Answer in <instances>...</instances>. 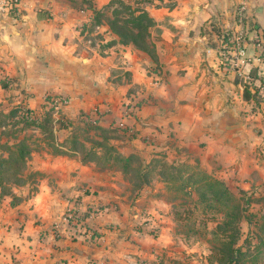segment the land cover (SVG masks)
I'll return each instance as SVG.
<instances>
[{
  "label": "crops",
  "instance_id": "1",
  "mask_svg": "<svg viewBox=\"0 0 264 264\" xmlns=\"http://www.w3.org/2000/svg\"><path fill=\"white\" fill-rule=\"evenodd\" d=\"M109 1L18 0V11L1 9L0 78L11 88L0 85V100L12 91L15 102L38 112L45 94H57L65 98L63 118L116 127L108 139L121 155L194 162L228 186L264 188L256 61L235 67L221 54V32L237 27V0L143 1L153 19L152 56L80 31ZM257 6L261 12L247 11L245 22L250 17L260 32L264 3ZM253 32L245 36L248 55ZM56 145L31 151L34 190L0 193V264H146L148 249L159 244L151 231L162 227L155 206L163 195L144 182L136 188L102 150L103 164ZM11 196L19 199L11 203Z\"/></svg>",
  "mask_w": 264,
  "mask_h": 264
},
{
  "label": "rangeland",
  "instance_id": "2",
  "mask_svg": "<svg viewBox=\"0 0 264 264\" xmlns=\"http://www.w3.org/2000/svg\"><path fill=\"white\" fill-rule=\"evenodd\" d=\"M143 1L145 0H118V2L114 1L109 4L106 8L98 9L97 20L92 19L90 23L84 26L83 31L95 43L104 44L105 46L115 45L117 50L124 49L122 45L131 44L140 52L149 55L145 50L135 47L132 43L121 42L108 23V19L114 16L113 8L122 9L123 5L128 4L131 7L145 9ZM261 2L264 3V0H237L234 3V11L242 7V13L245 16L243 21H246L247 11L252 15L261 12V10H255V7ZM127 12L128 10L124 9L115 16L121 20L127 16ZM254 23L255 21L248 17L247 28L249 32L255 31ZM151 26H149L148 35L145 37L148 46H151L149 37ZM259 33L264 37L263 30H260ZM99 39H104V41L99 42ZM116 42L119 44H116ZM8 88L10 89L11 85ZM14 95L12 91H7L4 100H0V156L7 155L4 145L13 148L18 142H23L26 145L29 155L25 157L23 163L17 164L19 170L16 174L5 171V176L11 178L4 181L3 186L5 188L19 187L26 195L36 188L35 182L38 173L37 170L31 169L29 160L31 159V151L40 146H49L50 144L57 146L56 144L60 142L62 145H69L72 149L77 150L79 155L91 148L93 152L102 150L101 156H105L107 153L113 155L109 149L99 148L98 146V142L102 140L104 142L103 146L107 147V142L110 143L108 138L111 133L96 126H91V120L85 118H81V121L74 118L68 120L63 118L59 108L53 111L41 108L38 113L37 111L30 113L38 120V123H34L31 122L33 116L27 119L24 117L21 106L18 111L14 110L13 106L17 104L25 106L21 102L16 103ZM155 159L159 161H155ZM161 159L160 157L151 158L148 162L143 158L142 161L132 160L133 165L139 166L142 164V166H145L143 171L145 175H138L134 167V169L125 172V175L129 177L135 186L137 185V188L141 187L138 185L144 182L143 179L141 180L143 176L142 178L146 180L145 185L156 188L158 190L156 194L163 195L162 201L157 202L155 206L164 213L161 221L163 229H161L162 227H153L157 231H151L153 235L158 236L159 244L154 249H148L149 252L145 254L144 260L141 258L142 261L146 260V264H149L150 260L156 264H220L218 261L219 241L215 236V232L221 235L220 230L216 228V223L222 220L224 207L208 192L203 191L204 188L198 185L199 181H193L195 179L202 180L204 174L210 177L217 176L194 162H178L179 164H176L175 167H168L160 163ZM109 160L119 165L113 158H109ZM97 161L103 164L108 160L99 157ZM138 163L139 165H137ZM11 170H13V165H11ZM161 176H164V178L162 179ZM17 178L19 180H16ZM239 186L230 185L228 187L236 196H240L241 202L245 204L247 211L256 215L264 212L263 186L261 188L249 186L240 188ZM160 189H162V192H159ZM199 192L204 193L202 198L199 196ZM155 218L149 220L152 222L156 220ZM240 229L242 233L238 242L244 236L247 224L242 221ZM252 240L254 239L252 238ZM245 246L243 244V248ZM243 264L248 263L245 261ZM251 264H264V254L258 261Z\"/></svg>",
  "mask_w": 264,
  "mask_h": 264
},
{
  "label": "trees",
  "instance_id": "3",
  "mask_svg": "<svg viewBox=\"0 0 264 264\" xmlns=\"http://www.w3.org/2000/svg\"><path fill=\"white\" fill-rule=\"evenodd\" d=\"M114 1L118 2V0H110L109 4ZM124 9L128 10L127 16L119 20L115 15ZM98 12V9L93 10L94 21L97 20L96 18ZM112 12L114 16L108 19V23L111 29L119 37V40L123 43H132L135 47L145 50L149 55H153L154 49L152 45H147L145 38L148 35L149 26L153 25V19L147 13V11L143 8L131 7L130 5L125 4L123 5L122 9L113 8ZM80 29V31H83L84 27H81ZM3 78H0V85L1 87L8 90V87L11 85L8 84L9 79L6 77ZM248 96L250 95L248 94L246 88H244L243 97ZM54 98H62V96L57 94H45V103L43 108L53 111L52 106L49 105L48 102L52 101ZM140 102L141 101L139 100L136 102V104L138 105L140 104ZM20 106L22 107V112L24 113V117L26 119L33 116L30 114L32 111L36 112L30 107L22 106L19 104L13 106L15 108L14 110L18 111V108ZM21 117L23 116L21 115ZM31 122L38 123V120L33 116V118H31ZM91 126H96L104 131H111L113 129L116 130V127L107 128L104 126H100L94 122H92ZM103 143L104 142L100 140L98 142V146L112 151L113 155L109 154L108 156L113 158L115 162H118L119 166L124 172H127V170L129 169L135 168V170L138 172V175L144 174L143 171L145 170V166H142V164L139 165V163L137 164L139 166L132 164V160L142 161L138 155L132 153L121 155L117 152V150L111 143L107 142V147H104ZM4 146L7 150V155L0 156V193H9L10 189L5 188L3 184L5 180H10L11 178H7L5 176V173L10 171L11 174H16L19 170L17 164L23 163L25 157L29 155V151L23 142H18L13 148H11V146L9 147L8 145ZM80 157L83 161H97V159L99 158L98 154L96 152H93L92 148L86 150L85 152H82V154H80ZM155 161L159 160L155 159ZM160 163L163 166L167 165L168 167H175L176 164H179L178 162H167L164 159H161ZM11 165H13V170H11ZM142 177L141 180L143 179L142 181L146 182V180H144V178ZM163 178L164 176L162 177V179ZM16 180H19V178H17ZM193 181H199L198 185L201 188H204L203 191L208 192L211 197L221 203L224 207L223 218L221 221L216 223V228L220 230L221 235H218L219 233L215 232V236L219 241L218 261L220 262V264H243L245 263V261H247L248 264H251L258 261L262 254H264V212L256 215L250 211H247L245 204H242L241 202L240 196H236L230 190L224 180L219 177H210L204 174L202 180L195 179ZM142 183H140L138 186H141ZM135 187L137 188V185ZM199 193V196L202 198L204 193ZM15 199L17 200L19 198L16 196H11L10 202L12 203ZM242 221L247 224V230L245 231V234L241 238L240 242H238L239 237L242 233L240 229V223ZM251 237L254 240L251 241ZM243 244L246 245L244 248Z\"/></svg>",
  "mask_w": 264,
  "mask_h": 264
},
{
  "label": "built area",
  "instance_id": "4",
  "mask_svg": "<svg viewBox=\"0 0 264 264\" xmlns=\"http://www.w3.org/2000/svg\"><path fill=\"white\" fill-rule=\"evenodd\" d=\"M242 7L235 9L234 21L237 27L235 29H226L221 32V54L224 60H229L230 64L239 67L246 63H253L256 61V75L254 76L258 81L254 89L260 100H264V37L257 31L253 32L250 36L254 45V53L248 55L245 50V36L247 33V23L243 21L244 14ZM10 12L18 11V0H0V10ZM242 78L245 83H249L253 79L248 71L242 73ZM53 110L59 108L60 105L65 103V98H54L48 102ZM93 122V121H91ZM76 215L75 212H70L67 216Z\"/></svg>",
  "mask_w": 264,
  "mask_h": 264
},
{
  "label": "water",
  "instance_id": "5",
  "mask_svg": "<svg viewBox=\"0 0 264 264\" xmlns=\"http://www.w3.org/2000/svg\"><path fill=\"white\" fill-rule=\"evenodd\" d=\"M259 9H260L259 6H257V7H256V10H259Z\"/></svg>",
  "mask_w": 264,
  "mask_h": 264
}]
</instances>
